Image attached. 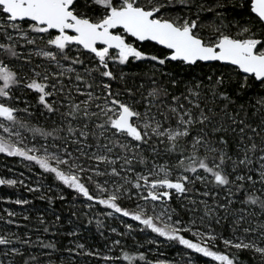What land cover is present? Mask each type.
<instances>
[{
  "label": "snow or ice",
  "instance_id": "1",
  "mask_svg": "<svg viewBox=\"0 0 264 264\" xmlns=\"http://www.w3.org/2000/svg\"><path fill=\"white\" fill-rule=\"evenodd\" d=\"M177 4L189 15H175ZM229 6L241 19H228ZM26 93L55 117L51 125L22 115H32ZM0 129V153L110 210L103 215L189 250L170 264H199L190 253L205 264H246L242 251L264 264V0H0ZM17 184L24 180L0 178V186ZM174 196L187 220L168 203ZM221 221L231 238L216 231ZM0 246L7 264H44L26 257L35 246L57 251L11 231ZM75 247L104 264H169Z\"/></svg>",
  "mask_w": 264,
  "mask_h": 264
},
{
  "label": "trees",
  "instance_id": "2",
  "mask_svg": "<svg viewBox=\"0 0 264 264\" xmlns=\"http://www.w3.org/2000/svg\"><path fill=\"white\" fill-rule=\"evenodd\" d=\"M176 8L180 9V5L177 4ZM224 11L227 13L228 19L231 20V17L238 16L241 10L233 9L230 6ZM201 15L206 17L208 12ZM239 18L241 19V17ZM197 73H199V69ZM181 75H186V73H181ZM181 90L178 89L177 94H180ZM25 97L31 102L32 110L37 112L40 108L37 105L35 94L30 93ZM209 103L211 102L209 101ZM19 107L24 108L25 104L20 102ZM36 119L37 115L34 113L29 120H26L32 126H37L40 120ZM1 131L3 129H0ZM23 133L25 137L32 139L31 133L27 129H23ZM229 139H232L230 135ZM21 173L23 176L20 175ZM0 178L24 180V185L0 186V217H3L0 219V234H5L8 231L16 232L25 238L30 236L33 243L39 238L45 243H55L57 247V251L50 255H42V253L50 252V250L42 249L39 246L28 248L26 257L28 253L37 255L44 264H48V261H51L52 264H104V261L98 260L97 257L76 255L75 253L80 251L75 247L77 243L84 244L86 250H99L101 253L113 256L122 257L125 251L133 255L143 252L153 262L161 260L169 262V264L173 260L180 261L182 254L189 253V250H185L175 243L170 244L164 238L151 233L150 230L140 231L143 226L127 217H121L119 214L112 217L103 215L102 213L110 210H105L102 206L94 203L88 207L87 205L91 202L66 188L51 174L43 173L38 167L29 165L28 162L22 161L18 157H8L0 153ZM30 188L37 190L30 191ZM222 194L217 199L222 200ZM61 196L64 198L61 199ZM18 199H26L29 203L24 205L14 203ZM121 203L127 208L134 207L133 201L122 200ZM169 204L176 208L185 220L188 219L190 214L185 215V209L181 207V202L176 200L175 196ZM6 210L13 211L16 215L10 218L7 216ZM24 216H28V219L25 220ZM7 219L14 220V223L6 224L4 221ZM41 219L44 223L40 222ZM97 221H100V227L97 226ZM125 222L131 224L135 230L129 232ZM224 222L221 221L220 225H215L216 231L223 233L224 237L230 238V223ZM45 227L49 229L47 233L43 231ZM113 228L116 229L115 232L112 231ZM117 240L120 241L119 245L113 243ZM152 240H156L157 243H150ZM216 243L221 250L224 249L225 246L222 241ZM2 247L0 246V248ZM16 247L23 249L25 246L16 245ZM69 248L75 251L70 254L66 251ZM110 249L111 251H109ZM231 251L235 252L236 250L232 249ZM190 255L199 264H205L209 259L196 253H190ZM238 255L246 264H259L258 261L253 260L252 254L249 252L242 251ZM0 259H5L7 264L9 258H4L0 253ZM14 259L15 264H22L20 257Z\"/></svg>",
  "mask_w": 264,
  "mask_h": 264
},
{
  "label": "rangeland",
  "instance_id": "3",
  "mask_svg": "<svg viewBox=\"0 0 264 264\" xmlns=\"http://www.w3.org/2000/svg\"><path fill=\"white\" fill-rule=\"evenodd\" d=\"M207 2L208 3H211L212 2V0H207ZM230 7V6H229ZM225 10V9H224ZM204 13H206V12H204ZM174 14L175 15H181V14H183V15H189V13L187 12V11H184V10H180V9H178V11H176V12H174ZM229 14H231V13H229ZM207 18H210V19H215V17H213V14L212 13H209L208 12V16H206ZM236 17V19H240L239 17V15L238 16H235ZM233 17H231V19H232ZM148 51H152V49H147ZM146 84H147V82H145V87H147L146 86ZM30 93H26V94H24V98L25 99H27V100H29L27 97H25V95H29ZM177 95H179V94H177ZM21 103H23L24 104V102H23V100H21L20 101ZM20 102H19V104H20ZM26 106V105H25ZM39 110L37 111V112H35V111H33L32 110V107H30L29 108V111L32 113V114H36L37 115V119L36 120H40L39 121V124H37V126H39V125H42V126H49V125H51L53 122H54V120H55V117H53V118H51V119H49V116H48V114H46L45 113V110L43 109V107L42 106H39ZM24 116H25V118L27 119V120H29L30 118H31V116L29 117V116H27V114H24ZM19 131H21V133H22V135H24V133H23V129H19ZM26 132V131H25ZM27 133V132H26ZM0 135H2V136H7V133H5L4 131H1L0 132ZM229 135L232 137V134L231 133H229ZM232 139H233V137H232ZM164 161H161V163H163ZM197 187L199 188V187H201L199 184H197ZM259 187V185H257V188ZM189 195H191V194H189ZM224 195H226V193H223L222 194V197H224ZM204 199H207V198H204ZM169 203V202H168ZM235 208H237V209H239V208H241L242 207V205L240 204V202L239 201H235ZM226 222V224H229L230 222L229 221H225ZM224 222V223H225ZM230 238H231V235L229 236Z\"/></svg>",
  "mask_w": 264,
  "mask_h": 264
}]
</instances>
